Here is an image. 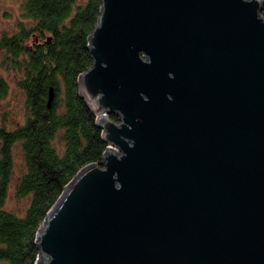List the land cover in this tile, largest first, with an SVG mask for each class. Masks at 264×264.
<instances>
[{"label": "water", "instance_id": "1", "mask_svg": "<svg viewBox=\"0 0 264 264\" xmlns=\"http://www.w3.org/2000/svg\"><path fill=\"white\" fill-rule=\"evenodd\" d=\"M262 9L102 0L79 87L109 144L48 210L36 264H264Z\"/></svg>", "mask_w": 264, "mask_h": 264}, {"label": "trees", "instance_id": "2", "mask_svg": "<svg viewBox=\"0 0 264 264\" xmlns=\"http://www.w3.org/2000/svg\"><path fill=\"white\" fill-rule=\"evenodd\" d=\"M101 6L102 0H23L16 28L0 36L1 64L24 95L22 117L0 119V261L7 264L37 263L36 233L48 210L82 166L102 162L109 144L79 87V73L93 64L87 36ZM9 89L1 74L0 97ZM13 183L15 195L26 198L22 209L6 205Z\"/></svg>", "mask_w": 264, "mask_h": 264}, {"label": "rangeland", "instance_id": "3", "mask_svg": "<svg viewBox=\"0 0 264 264\" xmlns=\"http://www.w3.org/2000/svg\"><path fill=\"white\" fill-rule=\"evenodd\" d=\"M22 3L23 0H0V36L4 31L16 28L19 19L23 17ZM262 13L264 14V12ZM2 57L3 51L0 49V75L6 76L10 89L5 97H0V119L6 117L14 121L22 117L24 95L15 82L13 72L1 64ZM15 155V172L18 173L23 169L22 155L19 148L16 149ZM25 199L15 195V183H13L6 205L11 208L22 209L27 203ZM0 264L7 263L0 261Z\"/></svg>", "mask_w": 264, "mask_h": 264}]
</instances>
